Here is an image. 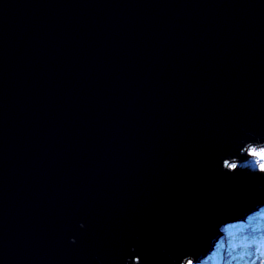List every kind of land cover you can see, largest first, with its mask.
Wrapping results in <instances>:
<instances>
[{
    "label": "water",
    "instance_id": "water-1",
    "mask_svg": "<svg viewBox=\"0 0 264 264\" xmlns=\"http://www.w3.org/2000/svg\"><path fill=\"white\" fill-rule=\"evenodd\" d=\"M249 140L264 0H0V264L197 262L264 206Z\"/></svg>",
    "mask_w": 264,
    "mask_h": 264
},
{
    "label": "rangeland",
    "instance_id": "rangeland-1",
    "mask_svg": "<svg viewBox=\"0 0 264 264\" xmlns=\"http://www.w3.org/2000/svg\"><path fill=\"white\" fill-rule=\"evenodd\" d=\"M248 153L251 154L250 156L254 158L258 164L260 165L261 168H264V147L263 148H257L255 146H251L248 149ZM231 166H240L239 162H233L230 164ZM246 222L249 224H252V222H255V225L260 226L261 228L264 229V206L261 207L256 213L251 214ZM237 223V222H236ZM230 223L226 225L223 229L224 235L219 238L217 241V246L213 248L212 256L213 255H218L220 254L222 250V246L225 245V249L223 250L222 253V258L224 264H264V249L261 247H257V245H245V243H240L238 247H235V249L232 248H227L229 245H227V232L229 229L234 228L235 224ZM262 237V236H261ZM264 240V237H262ZM246 250L245 253L247 257L243 259V261H238L239 259H234L236 256V253H239L240 251ZM215 255V257H216ZM221 257V256H220ZM221 259V258H220ZM215 260V259H214ZM236 262V263H235ZM191 264H197V262L191 261Z\"/></svg>",
    "mask_w": 264,
    "mask_h": 264
},
{
    "label": "trees",
    "instance_id": "trees-1",
    "mask_svg": "<svg viewBox=\"0 0 264 264\" xmlns=\"http://www.w3.org/2000/svg\"><path fill=\"white\" fill-rule=\"evenodd\" d=\"M227 232V245H229L227 248H234L238 247V245L241 243H245V245L251 246V245H257V247H261L264 249V240L262 237H264V229L260 226L255 225V222H252V224H249L248 222H237L234 226V228L229 229ZM262 236V237H261ZM225 245L222 246L221 252L223 253V250L225 249ZM246 250L240 251L239 253H236V256H234L235 260L239 259L238 261H243L247 255L245 253ZM218 253V255H213L212 258L215 259L216 264H224L222 253ZM221 256V257H220ZM221 258V259H220ZM236 263V262H235Z\"/></svg>",
    "mask_w": 264,
    "mask_h": 264
},
{
    "label": "clouds",
    "instance_id": "clouds-1",
    "mask_svg": "<svg viewBox=\"0 0 264 264\" xmlns=\"http://www.w3.org/2000/svg\"><path fill=\"white\" fill-rule=\"evenodd\" d=\"M253 141L249 140L245 143H243V145L240 147L239 149V154L238 155H233V156H229L225 159H223L222 161V167L224 170H227L229 172L231 171H236V170H229V169H226L224 167V160L226 159H238L239 161V170H241L242 168L243 169H247V170H250V171H253V172H264V168H261L260 165L258 164V162L252 158L250 155H246L245 152L243 151L244 147L246 146L247 143H251ZM241 156H246L247 158L244 159V160H241L240 157ZM81 227H83V224L81 225ZM72 242H75V238L73 237L72 238ZM135 249H133L134 251ZM195 257V253H189V254H186L184 255L183 257L177 259L175 257L172 258L173 260V264H186V261H189V257ZM126 264H140V256H135L134 258H129L128 261H126ZM197 264H216V261L212 258V253H209L208 255L206 256H203V257H200L199 260L197 261Z\"/></svg>",
    "mask_w": 264,
    "mask_h": 264
},
{
    "label": "bare ground",
    "instance_id": "bare-ground-1",
    "mask_svg": "<svg viewBox=\"0 0 264 264\" xmlns=\"http://www.w3.org/2000/svg\"><path fill=\"white\" fill-rule=\"evenodd\" d=\"M217 246V242H215L214 244V248ZM189 262H191V260L187 261L186 264H189Z\"/></svg>",
    "mask_w": 264,
    "mask_h": 264
},
{
    "label": "snow or ice",
    "instance_id": "snow-or-ice-1",
    "mask_svg": "<svg viewBox=\"0 0 264 264\" xmlns=\"http://www.w3.org/2000/svg\"><path fill=\"white\" fill-rule=\"evenodd\" d=\"M189 264H191V262H189Z\"/></svg>",
    "mask_w": 264,
    "mask_h": 264
}]
</instances>
